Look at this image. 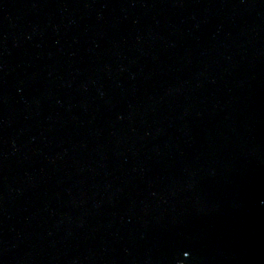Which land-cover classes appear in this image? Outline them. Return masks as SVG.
<instances>
[{
	"label": "water",
	"instance_id": "1",
	"mask_svg": "<svg viewBox=\"0 0 264 264\" xmlns=\"http://www.w3.org/2000/svg\"><path fill=\"white\" fill-rule=\"evenodd\" d=\"M0 264H264V0H0Z\"/></svg>",
	"mask_w": 264,
	"mask_h": 264
}]
</instances>
